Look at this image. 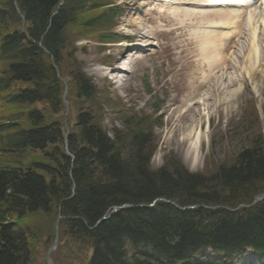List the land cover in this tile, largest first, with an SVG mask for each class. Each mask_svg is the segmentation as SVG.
<instances>
[{
    "label": "trees",
    "instance_id": "obj_1",
    "mask_svg": "<svg viewBox=\"0 0 264 264\" xmlns=\"http://www.w3.org/2000/svg\"><path fill=\"white\" fill-rule=\"evenodd\" d=\"M0 1L4 6V10L0 9V36L4 42L0 61L9 65L7 69L2 67L0 92L7 93L10 106L44 101L58 112L59 92L51 95L47 91L46 76L53 71L43 62L46 56L32 41L26 46L19 32L8 35L13 30L10 26L19 27L22 21L14 10L13 0ZM17 1L29 23V35L38 41L46 33L43 44L54 53L64 40L65 28L78 23V12L84 10V4L106 2L63 0L60 12L46 31L51 13L62 0ZM115 14L116 10H108L103 18L108 20ZM100 22L88 24L92 28L105 25ZM78 80L82 95L93 99L97 94L94 87L81 73ZM13 82L28 84V89L14 88L10 92ZM20 111L22 114H18ZM94 112V108L83 111L78 118L80 131L69 139L74 161L61 152L46 156L50 166L36 163L27 167L29 164L22 163L18 170L0 169V264H31L28 240L32 230L6 225V220L32 214L51 219L60 204L66 217L61 223L62 246L76 243L78 249L73 250L80 258L88 254L85 264H176L187 262L206 247L226 254L225 264H230L231 254H239L246 248L264 258V201L235 213L203 208L234 209L249 204L264 192V139L261 141L260 135L235 155L233 163L220 166L215 175L190 173L175 157L167 158L160 169L153 170L150 160L156 147L149 117L138 119L133 128L126 122V131L115 129L111 138L102 126V116ZM30 113L25 112V106L22 109L18 106L14 114L0 120V138L2 133L11 134V138L5 135L0 139V145L5 147L8 143L11 149L21 152L62 145L64 133L58 123L42 124V115ZM15 120L17 124H13ZM71 171L75 195L62 203L72 196ZM43 172L49 174V182L40 174ZM156 199H166L181 208H200L182 212L163 202L154 209L140 208ZM125 204L133 208L89 229L115 207ZM163 259L167 262H162Z\"/></svg>",
    "mask_w": 264,
    "mask_h": 264
},
{
    "label": "rangeland",
    "instance_id": "obj_2",
    "mask_svg": "<svg viewBox=\"0 0 264 264\" xmlns=\"http://www.w3.org/2000/svg\"><path fill=\"white\" fill-rule=\"evenodd\" d=\"M112 2L125 9V15L120 21L119 28H117L118 32L131 36L135 35L141 41V44H144V40L141 37L138 38V36L142 32L141 26L148 24L146 22L151 24L153 30L154 27L157 29L158 22L169 25V28L174 29L170 34L164 33L166 37L163 39L160 50L152 47L154 52L151 53V58L148 61L149 64L136 63L135 60L134 64L133 61H130V64L125 63L127 68L131 66L134 68V73L128 70L129 72H124L120 78H115L114 72H111L108 68L101 67L100 64L102 61L107 66L111 65L109 63L111 61L115 62L120 49L111 47L105 53L104 48L99 46L97 37H94L93 41H88L89 44L87 46L89 48L82 47L78 43H76V48H70L73 42H75L74 34L76 33L72 34V32L66 34L67 45L63 52L64 55L68 54V52H76L77 58L83 62V71L88 76L95 78L93 83L99 90L97 99L99 103H107L108 99L113 101L114 106L108 105L105 107L107 108V111H105L107 121H105L104 125L108 129H111L112 121L118 117V127L126 131L125 126L122 125V121L119 119L121 115L116 114L118 111L124 113L127 119L132 118L130 120L131 124H136V115L150 116L151 124L154 125L153 138L157 146L156 153L151 161V167L158 169L169 157L174 156L178 160H181V155L185 154L186 151L189 152L193 148V146L191 147L192 143L195 141L192 138L186 144L184 137L189 131L183 132L181 129L175 128L174 123H176V120H179L178 114L186 112L189 106L191 107L192 101L196 100L198 102V98L194 99L198 94L201 93L199 97L204 95V92H202L204 89H198V84L196 83V81L203 80L204 72V69L199 70L196 68L204 65L199 56V51L201 50L194 44L195 42L192 37L193 31L196 30L192 29L191 24H184V21H174L172 18H165L163 16L150 21V17H154L156 14L152 11L149 15L145 11V8H142L144 4L139 5L140 2L138 0H112ZM144 3L147 5L146 8L149 11L152 8L155 10L159 7L164 10L167 9L164 3L157 0H146ZM187 6L188 4L182 7L185 8ZM194 27L199 28L198 31L201 30L198 25ZM145 28L142 33L144 36H147ZM156 29L154 32H156ZM147 37L145 40L151 42L152 40ZM256 37L260 38L261 45H264V31L260 30L256 32ZM248 41L249 38L247 36L237 41L239 47L233 55L227 56L233 63L231 70L225 71L224 74H221L220 71L217 76V78H223L224 82H220L221 78L219 80L215 77L214 80L212 79L213 83L211 82V85L216 86L219 83V86L222 84L223 86L225 85V88L229 87V90L222 94L227 95L228 92L236 89L239 84L237 78H241L240 71L247 59L248 51L244 52L243 50L248 49ZM232 45L231 51H234L235 44ZM262 48L264 49V46ZM69 65L70 62L66 58L61 67L68 68ZM263 66L264 51L260 54V64H254L251 68L254 75L256 73V76H258L254 82L260 86L259 91L257 88L254 89L252 84H247L244 81V91L238 94L237 103L229 104V106L222 104L217 106L216 104L221 100L222 94H216V98L207 101L211 112L210 123L208 126L206 117L203 118L202 135L197 145V151H195L196 158H198L197 169L193 172L212 175L220 165L231 164L234 161L235 155L253 142L257 136L263 137H260L261 141L264 139ZM259 77L263 78L262 83H259ZM109 85L113 86V89L116 88L114 89L115 91L110 89ZM253 98L256 99L255 101L258 106L255 105ZM87 107L89 108V104L86 101L74 100L68 120L71 127L76 122L78 110L88 109ZM156 107H159L160 110L157 114L155 112ZM244 107L246 108L244 109ZM2 112L3 110L0 109V113ZM114 112L115 115H110ZM95 114H97V109ZM99 115L97 114V116ZM202 115V112L198 115L190 113V118L192 122L193 120H198L199 122ZM63 118L64 114L62 113L59 120L63 122ZM192 122L188 126L192 125ZM183 133L185 134L183 135ZM182 142L184 145L186 144L183 147H181ZM35 154L41 158L43 157V154ZM34 217L30 222L31 229L33 230V233L30 235V246L32 249L31 264H46L44 257L53 247L54 243L55 221L54 219L44 217L42 214L34 215ZM74 248L78 249L77 244L74 242H70L66 247L60 246L57 252L51 254V259L56 264H85L88 254L80 258V254L76 253L73 250ZM256 258L255 255L250 254L245 257L243 262H245L244 264L257 262Z\"/></svg>",
    "mask_w": 264,
    "mask_h": 264
},
{
    "label": "bare ground",
    "instance_id": "obj_3",
    "mask_svg": "<svg viewBox=\"0 0 264 264\" xmlns=\"http://www.w3.org/2000/svg\"><path fill=\"white\" fill-rule=\"evenodd\" d=\"M173 1L174 3L172 5L170 4L166 5L168 7V12L173 17V19L184 21V24L186 23L195 24V25L203 24L210 28H225L224 30H227L220 36L213 35V38H208L206 35L201 34L200 31L196 29V27L192 28L193 30L194 29L196 30V31H193L192 37L195 40L196 44L200 46V49H201L200 58L201 60L203 59L202 61L204 62L203 63L204 67L207 70H209V73L208 74L206 73L207 76L204 81H206V86H210V87H207V88L206 86L200 87V89L205 87L204 96H202L198 102L192 101L191 103L192 105L190 104L191 107L189 106V109L186 112H183L180 115L178 114L179 120L178 121L176 120V123H174V126L175 128L181 129V131L183 132L189 131L186 135L187 137L186 136L184 137V142L186 144L192 138L195 139V141L191 145V147L193 146V148L189 152L186 151L185 154L181 155V160H183L185 166L189 170L195 171L197 169V162H198V158H196L195 151H197V145L202 135L201 128H202L203 118L206 117V119L209 120L210 115H211L210 109L208 108L207 101L209 99L216 98L218 94L221 95L223 92H226L229 90V87L225 88V85L223 86L222 84H220L219 86V83L216 84V86L211 85V83H209V79L214 80V77H215L217 80H219L221 77L217 78V76L221 70H231V65L233 64L232 61H230L229 59L227 60L226 57L222 58L223 50H227V48H225V45H224V40L226 38L227 40L228 39L234 40L239 34L243 33L244 31L243 30L244 28L242 26L243 25V15H241L240 12H236L233 10L221 11L219 9H217L216 11H212V12H200V10L196 12L187 11V10L180 11V10L174 9L175 5H181L182 3L180 2H194V1L197 2V1L196 0H173ZM199 1H201V3L206 2L204 0H199ZM226 2L227 1H224V0L222 1L216 0L214 3L226 4ZM242 5H243V2H240L236 6L241 7ZM222 26H227V27H222ZM144 27H146L145 30H146L147 36L153 33L150 25L143 26V30H144ZM232 33L233 35H231ZM145 36L143 34V37ZM249 49L250 50L246 48V50L245 49L243 50L244 52L248 51V53L246 57L247 58L246 62L243 64L244 67L240 71L241 78L240 79L239 77L237 78L239 80L238 81L239 84L237 88L228 92L227 95L222 94L221 95L222 98L217 103V106H219L220 103H222L223 105H228V106L229 104L237 103L238 94L243 92L244 81L247 84H252L253 88L254 89L257 88V90L259 91L260 86L254 82V80H256L258 76H256V73L254 75L253 69L251 68L253 67L254 62L258 60L259 55L262 53V49H260V44L254 41L252 42V45L249 46ZM122 70H125V68L123 67ZM263 70H264V66H263ZM120 72L121 70L115 72L116 78L119 77ZM214 72H217V73H215V75L213 76ZM244 74H246V76L243 77ZM221 81L224 82V79L221 78L220 82ZM262 81H263V78H260L259 83H262ZM201 112L203 113V115L201 116V121L199 120L198 122V120H193L192 122V119L190 118V113H194L195 115H198V114H201ZM191 122L193 124L188 126V124ZM184 134L185 133H183V135ZM185 145L183 142L181 143V147ZM127 205L130 208H133L132 205L130 204H127Z\"/></svg>",
    "mask_w": 264,
    "mask_h": 264
},
{
    "label": "water",
    "instance_id": "obj_4",
    "mask_svg": "<svg viewBox=\"0 0 264 264\" xmlns=\"http://www.w3.org/2000/svg\"><path fill=\"white\" fill-rule=\"evenodd\" d=\"M264 199V195H260L257 196L255 198L254 204H252L251 206L255 205L257 202H259L260 200ZM240 207H244V206H240ZM58 247V222L56 224V234H55V248ZM50 264H53L50 260H49Z\"/></svg>",
    "mask_w": 264,
    "mask_h": 264
}]
</instances>
